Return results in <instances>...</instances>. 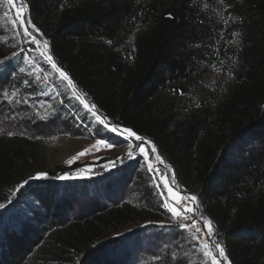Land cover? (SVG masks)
Here are the masks:
<instances>
[{"label": "trees", "instance_id": "1", "mask_svg": "<svg viewBox=\"0 0 264 264\" xmlns=\"http://www.w3.org/2000/svg\"><path fill=\"white\" fill-rule=\"evenodd\" d=\"M23 1L32 23L49 41L57 65L75 81L79 93L111 125L152 139L175 168L185 193L199 189L204 213L216 224L229 263L264 264V169L239 161L235 152L229 160L222 159L246 129L252 128L249 135L264 137V0H231L240 21V68L216 120L209 107L184 116L157 108L162 67L177 74L175 79L189 78L179 40L196 22L194 0H159L145 8L144 30L131 54L117 43L125 32L130 0ZM6 55L0 47V60ZM26 144L0 136V203L28 175L32 161ZM3 210L0 264H103L113 255L132 259L137 245L133 235L108 237L139 220L140 210L131 205L74 219L46 237L45 231L31 227L32 219ZM130 240L133 245H128Z\"/></svg>", "mask_w": 264, "mask_h": 264}, {"label": "rangeland", "instance_id": "2", "mask_svg": "<svg viewBox=\"0 0 264 264\" xmlns=\"http://www.w3.org/2000/svg\"><path fill=\"white\" fill-rule=\"evenodd\" d=\"M158 1L130 0L132 8L125 32L117 40L129 54L134 53V43L144 30L143 10ZM194 1L196 22L179 40L181 60L186 63L189 78L175 79L177 74L162 67L160 71L165 74L164 82L159 83L157 108L159 112L172 111L184 116L200 107H209L216 120L235 86L240 68V21L233 13L231 0ZM21 5L23 11H20ZM21 17L28 20L27 8L20 0H13L12 4L0 0V47L7 54L0 60L6 62V67L0 65V136L5 140H26L27 156L32 161L26 179L4 194L0 209L32 219L31 227L40 233L45 231L46 237L51 229L64 227L74 219L131 205L140 210L139 220L118 232L112 231L108 237L115 240L119 235L135 236L137 245L132 259L127 255H113L111 261L104 259L103 264H205L203 253L198 250L200 245L192 239L204 238L202 233L207 230L203 227V218L210 220L204 213L199 189L185 193L174 179L176 170L174 173L162 166L156 159L157 151L152 153L149 147V155L144 156L137 147L140 141L104 129L40 56L41 52L47 55L43 42L46 40L49 44V41L45 36L29 27L39 45L23 37V28L19 26ZM234 32L240 35L237 37ZM13 53L17 55L13 57ZM21 67L25 68L24 73L19 72ZM84 99L90 106L93 104L86 96ZM94 111L104 119L96 108ZM251 130V127L246 129L236 148H229L230 153L223 154L222 159L229 160L235 152L239 161L264 169V137L258 132L249 135ZM99 139L117 146L99 145ZM141 146L145 148L146 143ZM129 151L133 152L132 158L127 156ZM81 152L85 155H78ZM38 173H47V178L33 180ZM61 176L72 178L61 180ZM165 180L174 192L183 196V206L198 205L199 210L188 213L187 219L183 213L174 219L169 208L175 201L165 187ZM85 185L87 188H82ZM192 195L197 197L196 202L189 201ZM166 200L168 206H165ZM20 203L21 210L15 212ZM179 224L189 227L182 229ZM212 224L215 235L208 240L210 248L213 241L221 244L216 224L213 221ZM133 240L128 245H133ZM220 263L230 264L223 258Z\"/></svg>", "mask_w": 264, "mask_h": 264}, {"label": "snow or ice", "instance_id": "3", "mask_svg": "<svg viewBox=\"0 0 264 264\" xmlns=\"http://www.w3.org/2000/svg\"><path fill=\"white\" fill-rule=\"evenodd\" d=\"M7 3L12 4L13 0H7ZM20 11H23V5H21ZM236 19H239V18L236 17ZM10 26H13V25H10ZM19 26L23 28V37L26 40H30L32 43L39 45V42L36 40L35 35L29 30V26H31L32 29H35V25L31 23L30 19L25 20V18L23 17L19 18ZM13 28L15 30V26H13ZM35 31L38 32L39 29H35ZM234 35L238 37L240 33L234 32ZM43 44H44L45 49H47L48 42L45 40ZM21 51H23V49H21ZM16 55H17L16 53H13V57H15ZM40 56L51 66V68L55 70V72L63 79V81L67 83V85L72 90L75 98L79 101V103L83 105V107L99 122L100 125L104 127V129L111 131L117 135H126L127 138L134 137L136 141H140L141 144L143 143V137L137 135V133L134 132L132 129H129V128L121 129L119 126H116V125L110 126L109 123H106L105 119H102L98 115V113L94 111V109L96 108V105L94 103L91 104L90 106L88 103L85 102L84 94L77 95L76 94L78 92L77 86L75 85L73 80L69 77V75L64 70H62V66L57 65V63L54 61L53 56L50 53L46 55L45 52H41ZM0 65H3L6 67V62L0 61ZM19 72L24 73L25 68L23 67L19 68ZM5 95H7V93H5ZM181 95H183V93H181ZM9 134L11 135V133ZM97 144L105 145L108 148L117 146V145L111 144L110 142H106L104 139H99L97 141ZM141 144H137V147L139 148L140 152L144 154V156H148L149 152L146 151L145 148L141 146ZM150 151L152 153H155L156 152L155 146H153L150 149ZM78 155L83 156L85 155V153L81 152ZM127 156L128 158H132L133 152L129 151L127 153ZM156 159L161 160V157L159 155H156ZM69 163H71V161H69ZM46 178H47V173H38L32 177L33 180H42ZM71 178L72 177L70 176L59 177V179L61 180H68ZM25 183H27V181H25ZM20 187L23 188L24 185L21 184ZM165 187L167 188L168 192L171 194V197L175 201L174 205L169 208V211L172 213V216L174 219L181 216L182 213L184 214V218L187 219L188 213H194L195 211L199 210L198 205H196L194 208L183 206L181 203L182 200L184 199L183 196L174 192L173 189L168 185L166 180H165ZM188 199L190 202L197 201V197L195 195L190 196ZM165 206H168L167 200L165 201ZM0 207H3V205H0ZM179 227L182 229H187L189 225L179 224ZM203 227L207 230L206 232L203 233L204 238L201 239L197 237H192V239L195 240V242L198 245H200L198 250L203 253V260L205 264H220V258L227 260V257L225 256V253H224V248L222 247L220 243L213 241L212 248H210L209 246L208 240L211 239L215 235V230H214L212 221L207 218H203ZM197 231H201V229L198 228ZM174 258H175V254H174Z\"/></svg>", "mask_w": 264, "mask_h": 264}, {"label": "water", "instance_id": "4", "mask_svg": "<svg viewBox=\"0 0 264 264\" xmlns=\"http://www.w3.org/2000/svg\"><path fill=\"white\" fill-rule=\"evenodd\" d=\"M23 1V0H22ZM23 4L25 5V7L27 8V18H28V20L30 19V10H29V6H28V4L25 2V1H23ZM31 20V19H30ZM31 23H32V21H31ZM33 24V23H32ZM34 25V24H33ZM35 28L36 29H39L38 27H36L35 26ZM39 32L42 34V32L39 30ZM42 36H43V34H42ZM49 47H50V43H49ZM52 55V54H51ZM53 56V55H52ZM54 61H55V59H54ZM70 77V76H69ZM71 78V77H70ZM72 79V78H71ZM73 80V79H72ZM73 82L75 83V81L73 80ZM75 85H76V83H75ZM78 89V88H77ZM79 91V90H78ZM116 126H118V125H116ZM121 129H123V128H129V127H123V126H119ZM129 129H132V128H129ZM133 131H134V129H132ZM135 132V131H134ZM137 133V132H136ZM137 135H139V136H141V137H143V140L144 141H150V142H152L153 143V146H155V148L157 149V155H159L160 157H161V160H160V164L162 165V166H164V167H167V168H169V169H171V170H173V172L175 173V169H174V167L172 166V165H170L169 163H167V161L164 159V157L160 154V150H159V148H158V146L156 145V143L152 140V139H150V138H148V137H146V136H144V135H141V134H139V133H137ZM174 179H175V181L176 182H178V178H177V175L175 174L174 175Z\"/></svg>", "mask_w": 264, "mask_h": 264}, {"label": "bare ground", "instance_id": "5", "mask_svg": "<svg viewBox=\"0 0 264 264\" xmlns=\"http://www.w3.org/2000/svg\"><path fill=\"white\" fill-rule=\"evenodd\" d=\"M20 1H21V3H23L22 0H20ZM29 27H30V29H31L33 32H36L37 34L41 35V33H40L39 31H38V32L35 31L36 28H35V29H32L31 26H29ZM41 36H42V35H41ZM45 50H46L47 54H48V53L51 54L49 44H48V46H47V49H45ZM55 62H56V61H55ZM78 92H79V91H78ZM79 94H80V93H79ZM143 143H146V147H145V150H146V151H148L149 147H151V148L153 147V143L150 142V141H144V140H143ZM156 151H157V149H156ZM195 232H196V231H195ZM202 234H203V233H202ZM200 238H201V237H200ZM202 238H203V237H202ZM221 261H222V260H221ZM221 263H222V262H221ZM221 263H220V264H221Z\"/></svg>", "mask_w": 264, "mask_h": 264}, {"label": "built area", "instance_id": "6", "mask_svg": "<svg viewBox=\"0 0 264 264\" xmlns=\"http://www.w3.org/2000/svg\"><path fill=\"white\" fill-rule=\"evenodd\" d=\"M191 227H193V229H195L194 225H192Z\"/></svg>", "mask_w": 264, "mask_h": 264}]
</instances>
